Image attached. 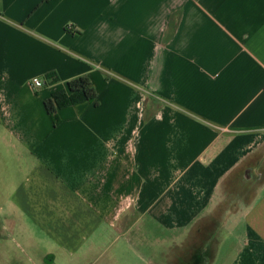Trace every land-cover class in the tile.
<instances>
[{
  "label": "crops",
  "instance_id": "obj_1",
  "mask_svg": "<svg viewBox=\"0 0 264 264\" xmlns=\"http://www.w3.org/2000/svg\"><path fill=\"white\" fill-rule=\"evenodd\" d=\"M41 1L0 0V264H264V0Z\"/></svg>",
  "mask_w": 264,
  "mask_h": 264
},
{
  "label": "trees",
  "instance_id": "obj_2",
  "mask_svg": "<svg viewBox=\"0 0 264 264\" xmlns=\"http://www.w3.org/2000/svg\"><path fill=\"white\" fill-rule=\"evenodd\" d=\"M46 1L49 0H42L41 3ZM82 103L98 105L96 90L86 76H79L68 81L66 89L52 93L51 97L44 102V107L52 119L53 126H57L58 110Z\"/></svg>",
  "mask_w": 264,
  "mask_h": 264
},
{
  "label": "built area",
  "instance_id": "obj_3",
  "mask_svg": "<svg viewBox=\"0 0 264 264\" xmlns=\"http://www.w3.org/2000/svg\"><path fill=\"white\" fill-rule=\"evenodd\" d=\"M42 87H43V82L40 78H37V77L29 80L28 85H27L28 90L33 94H35Z\"/></svg>",
  "mask_w": 264,
  "mask_h": 264
},
{
  "label": "rangeland",
  "instance_id": "obj_4",
  "mask_svg": "<svg viewBox=\"0 0 264 264\" xmlns=\"http://www.w3.org/2000/svg\"><path fill=\"white\" fill-rule=\"evenodd\" d=\"M156 246L158 247V245L156 244ZM148 256V254H142V259H141V262H139V264H148L149 262L147 261V257ZM149 257H150V255H149Z\"/></svg>",
  "mask_w": 264,
  "mask_h": 264
}]
</instances>
